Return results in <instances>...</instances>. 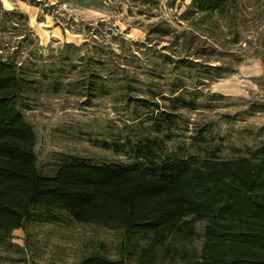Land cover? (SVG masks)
Here are the masks:
<instances>
[{
    "label": "trees",
    "instance_id": "1",
    "mask_svg": "<svg viewBox=\"0 0 264 264\" xmlns=\"http://www.w3.org/2000/svg\"><path fill=\"white\" fill-rule=\"evenodd\" d=\"M230 1L191 0L181 16L210 17ZM151 31L171 33L159 25ZM65 45L47 57L0 52V246L27 223L72 219L122 234L117 258L97 250L74 264H264V140L245 155L225 158L201 128L189 143L169 149L185 122L181 110L199 108L202 88L233 72L211 64L216 49L161 55L147 72L154 82L143 87L103 47L78 54L80 45ZM45 92L82 97L89 106L113 96L132 106L126 133L101 146L134 161L71 156L43 173L36 131L24 111ZM137 108L147 109L145 115Z\"/></svg>",
    "mask_w": 264,
    "mask_h": 264
},
{
    "label": "rangeland",
    "instance_id": "2",
    "mask_svg": "<svg viewBox=\"0 0 264 264\" xmlns=\"http://www.w3.org/2000/svg\"><path fill=\"white\" fill-rule=\"evenodd\" d=\"M68 3L71 13L85 21L73 24L74 28L64 25L67 35H76V40L69 42L82 47L78 54L103 47L116 66L125 68L124 73L145 82L139 86L154 82L147 72L161 62V55L177 58L197 47H214L211 64L233 68V72L202 88L199 108L181 110L185 122L169 142L171 151L189 143L201 128L210 131L225 158L245 155L249 147L264 140V0H231L223 13L215 12L210 17L199 14L190 20L181 14L191 0ZM17 8L0 0V52L18 49L24 59L30 51L47 57L65 48L68 41L52 39L43 44ZM14 11L18 13L12 16ZM102 16H106L104 20H100ZM42 18L45 15L40 13L38 19ZM68 18L66 14L64 19ZM158 25L170 28L171 33H152ZM214 93L225 97H212ZM84 100L65 92H45L33 109L24 111L36 131V153L43 173H53L60 161L71 156L94 163L134 161L101 146V140L126 133V124L135 116L134 108L113 96L95 99L92 106ZM137 110L142 115L147 111ZM121 235L101 225L72 219L59 225L27 223L13 232L10 244L0 246V264H74L97 250L117 258Z\"/></svg>",
    "mask_w": 264,
    "mask_h": 264
},
{
    "label": "crops",
    "instance_id": "3",
    "mask_svg": "<svg viewBox=\"0 0 264 264\" xmlns=\"http://www.w3.org/2000/svg\"><path fill=\"white\" fill-rule=\"evenodd\" d=\"M61 0H6L7 3H11L16 5L22 13L28 16V23L36 32L42 41L43 44L49 43L52 39L61 40V41H75L76 35L69 34L67 35L65 30L66 28L62 24V20H65L63 16H56L51 14L50 12L44 14L45 18L42 20L38 19V15L41 13L42 9L45 8L46 4L50 2H59ZM69 13H71V5ZM108 16V15H107ZM77 18L76 16H74ZM106 16H102L100 20H104ZM83 21V20H80ZM85 22V21H83ZM250 67H247L248 69ZM245 70V69H244ZM242 70L243 74H249L245 72L247 70Z\"/></svg>",
    "mask_w": 264,
    "mask_h": 264
},
{
    "label": "built area",
    "instance_id": "4",
    "mask_svg": "<svg viewBox=\"0 0 264 264\" xmlns=\"http://www.w3.org/2000/svg\"><path fill=\"white\" fill-rule=\"evenodd\" d=\"M70 6L68 3V0H61L59 2H50L49 4L45 5V8L42 9L41 13L46 14L50 12L53 15H56L58 17L65 16L66 14L69 15L68 20H63L62 24L66 26H71L70 28H74L73 24H78L80 20L78 18H75L69 13ZM83 22V21H81Z\"/></svg>",
    "mask_w": 264,
    "mask_h": 264
}]
</instances>
